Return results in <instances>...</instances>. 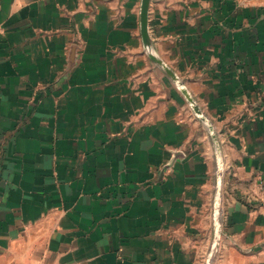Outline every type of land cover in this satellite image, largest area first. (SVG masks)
I'll return each instance as SVG.
<instances>
[{"label":"crops","instance_id":"1","mask_svg":"<svg viewBox=\"0 0 264 264\" xmlns=\"http://www.w3.org/2000/svg\"><path fill=\"white\" fill-rule=\"evenodd\" d=\"M143 2L0 0V264H264V0Z\"/></svg>","mask_w":264,"mask_h":264},{"label":"water","instance_id":"2","mask_svg":"<svg viewBox=\"0 0 264 264\" xmlns=\"http://www.w3.org/2000/svg\"><path fill=\"white\" fill-rule=\"evenodd\" d=\"M148 4L149 0H144L142 8V34L144 40L148 38Z\"/></svg>","mask_w":264,"mask_h":264},{"label":"built area","instance_id":"3","mask_svg":"<svg viewBox=\"0 0 264 264\" xmlns=\"http://www.w3.org/2000/svg\"><path fill=\"white\" fill-rule=\"evenodd\" d=\"M258 186L260 191L264 193V177L258 179Z\"/></svg>","mask_w":264,"mask_h":264}]
</instances>
